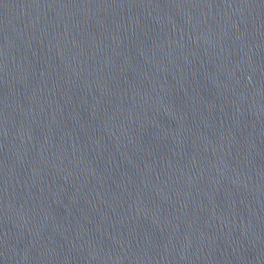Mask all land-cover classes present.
<instances>
[{
    "label": "water",
    "instance_id": "water-1",
    "mask_svg": "<svg viewBox=\"0 0 264 264\" xmlns=\"http://www.w3.org/2000/svg\"><path fill=\"white\" fill-rule=\"evenodd\" d=\"M0 264H264V0H0Z\"/></svg>",
    "mask_w": 264,
    "mask_h": 264
}]
</instances>
